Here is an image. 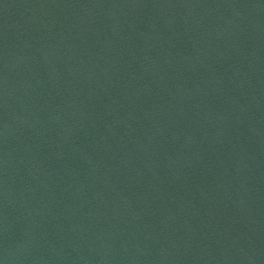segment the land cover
<instances>
[{
  "label": "water",
  "instance_id": "obj_1",
  "mask_svg": "<svg viewBox=\"0 0 264 264\" xmlns=\"http://www.w3.org/2000/svg\"><path fill=\"white\" fill-rule=\"evenodd\" d=\"M0 264H264V0H0Z\"/></svg>",
  "mask_w": 264,
  "mask_h": 264
}]
</instances>
